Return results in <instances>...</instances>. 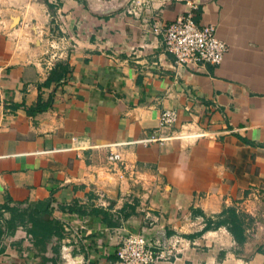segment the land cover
Returning <instances> with one entry per match:
<instances>
[{"label": "crops", "instance_id": "crops-1", "mask_svg": "<svg viewBox=\"0 0 264 264\" xmlns=\"http://www.w3.org/2000/svg\"><path fill=\"white\" fill-rule=\"evenodd\" d=\"M112 1L0 0V225L5 204L52 198L68 232L44 248L16 221L0 264H113L133 233L151 248L179 240L155 264H264V0L91 10ZM189 3L227 45L216 66L177 67L165 49L164 28ZM65 62V78L47 85ZM164 110L177 113L165 144H145ZM111 151L123 179L105 170ZM227 209L244 218L242 246L217 225Z\"/></svg>", "mask_w": 264, "mask_h": 264}, {"label": "built area", "instance_id": "built-area-1", "mask_svg": "<svg viewBox=\"0 0 264 264\" xmlns=\"http://www.w3.org/2000/svg\"><path fill=\"white\" fill-rule=\"evenodd\" d=\"M188 7L189 10L163 30L166 51L173 56L177 67L220 64L227 52V45L217 37L214 25H199L195 21V5L189 3ZM176 121L177 113L174 110L162 111L157 118V130L149 135L145 144L163 146L166 141L164 130L174 126ZM106 162L105 170L108 173L114 171L119 179L125 177L126 168L119 152H109ZM178 244L179 240H174L166 246L151 248L142 234H129L117 249L113 264H155L169 260L179 253Z\"/></svg>", "mask_w": 264, "mask_h": 264}, {"label": "trees", "instance_id": "trees-1", "mask_svg": "<svg viewBox=\"0 0 264 264\" xmlns=\"http://www.w3.org/2000/svg\"><path fill=\"white\" fill-rule=\"evenodd\" d=\"M52 7L53 6L51 5L49 6L50 9ZM51 16L54 18L53 13H51ZM57 66H59V70H57ZM57 66L51 72L47 81V85L51 83L57 84L63 78H65L68 72V65L65 62ZM24 109L27 111V113L32 112L31 108L24 107ZM41 110H44V108ZM52 202V198H49L45 202L30 205L21 211L10 208L8 204H5L2 209L10 212V218L4 223V226L0 225V236L3 234V232L10 233L13 231L16 221H20L22 225H25L24 221H26L30 224V227L26 230V233L31 237L33 245H41L45 248L47 242L51 241L53 237L56 238L57 242L63 240L67 236L68 232L65 231L63 224L59 220H56L52 217ZM66 209L69 213L74 211L70 207H67ZM64 210L65 209L61 207L60 211L63 212ZM217 219V225L225 226L227 231L234 238L237 245L242 246L246 240L243 216L237 214L232 209H227L223 211ZM54 251L56 250L54 249Z\"/></svg>", "mask_w": 264, "mask_h": 264}, {"label": "water", "instance_id": "water-1", "mask_svg": "<svg viewBox=\"0 0 264 264\" xmlns=\"http://www.w3.org/2000/svg\"><path fill=\"white\" fill-rule=\"evenodd\" d=\"M127 0H121V1H112V2H106V3H96L94 5H90L91 10H93L96 13L99 14H107V13H111L117 10H120L125 2ZM73 264H83V256L79 255L77 256L74 260H73Z\"/></svg>", "mask_w": 264, "mask_h": 264}, {"label": "rangeland", "instance_id": "rangeland-1", "mask_svg": "<svg viewBox=\"0 0 264 264\" xmlns=\"http://www.w3.org/2000/svg\"><path fill=\"white\" fill-rule=\"evenodd\" d=\"M60 264H64L63 262H61Z\"/></svg>", "mask_w": 264, "mask_h": 264}]
</instances>
